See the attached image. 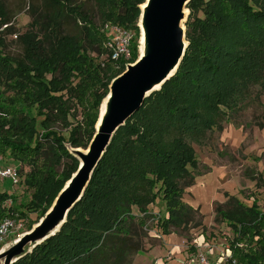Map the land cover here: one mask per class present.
Returning a JSON list of instances; mask_svg holds the SVG:
<instances>
[{"label":"trees","instance_id":"16d2710c","mask_svg":"<svg viewBox=\"0 0 264 264\" xmlns=\"http://www.w3.org/2000/svg\"><path fill=\"white\" fill-rule=\"evenodd\" d=\"M94 1L98 25L71 0H51L53 13L34 21L39 30L22 37L21 59L3 55L0 37L2 94H14L0 101V157L5 164L30 166L25 184L32 191L23 210L11 189L0 191V223L10 199L19 219L37 214L29 230L46 216L79 168L67 140L72 148L90 146L112 81L139 59L146 0ZM187 8L189 46L176 74L116 132L60 231L14 264H132L144 250L138 212L148 214L158 200L165 209L159 220L164 235L203 226L200 211L183 200L199 165L193 144L224 119L230 122L229 112L240 107L252 88L264 87V0H192ZM65 14L83 23L80 34H60ZM0 17H5L3 9ZM109 25L134 34L129 59H111ZM92 54L97 59L107 55L105 66ZM75 104L82 110L81 124L59 135L52 125L59 120L69 127ZM37 117L43 118L41 135ZM215 211L234 232L229 242L233 258L239 264H264V214L257 203L234 199L228 210Z\"/></svg>","mask_w":264,"mask_h":264},{"label":"rangeland","instance_id":"374dc122","mask_svg":"<svg viewBox=\"0 0 264 264\" xmlns=\"http://www.w3.org/2000/svg\"><path fill=\"white\" fill-rule=\"evenodd\" d=\"M71 3L80 6L95 24H99L94 0H71ZM0 9H3L5 14L4 18L0 17V20L5 21V25H0V37L4 41L2 53L5 57L21 59L25 52L22 37L39 30L34 29V21L43 22L53 13L51 0H0ZM189 16L190 10L187 8L183 22L186 31ZM199 17H203V14L200 13ZM60 23H62L61 35H77L82 31L83 23L75 22L73 17L67 14L60 19ZM139 44L141 45V41ZM92 55L97 57V54ZM106 60L107 55H104L97 59V62L102 63L104 67ZM3 92L4 88L0 85V101L14 95L12 91L2 94ZM73 103H76V100ZM75 109L77 113L74 118H69V127L59 120L52 125L59 135L70 134L81 124L82 110L76 104ZM75 109L73 107L72 111L74 112ZM229 119L230 122L226 121L227 118L220 122V125L209 132L200 144H193L199 165L196 170H192L194 182L190 187H185L183 200L200 211L203 226L191 228L188 232L171 229L172 234L164 235L159 220L164 215L165 209L158 200L156 205L149 207L148 214L138 212V222L141 223L140 226L143 227L145 234L144 250L141 255L134 257L132 264H182L181 261L189 255L198 253L195 251V245L199 238L203 244L210 241L218 249H225L234 239V232L230 224L222 220L215 210L217 207L228 210L234 199L249 205L255 202L264 214V87L259 84L252 88L240 107L236 111L229 112ZM37 121L38 132L41 135L43 129L40 124L43 118L37 117ZM8 134L11 135L12 132ZM69 141L70 139L65 146L71 152L74 149L87 152L84 148H72ZM49 145L50 142H45V146ZM11 165L21 170L22 182L10 193L16 198L18 208L23 210L22 207L31 201L32 191L25 184L26 175L31 168L26 164ZM64 166L58 167L57 171L61 172ZM3 184L5 186L0 184L1 192L12 188L10 181ZM7 202L3 206L8 212L7 217L20 223L22 234L30 232L29 222L35 221L37 214L29 212V219H19L18 213L11 212L13 204L10 207ZM37 224L33 225L32 229ZM15 238V235L9 236L6 242L12 245ZM3 246L4 243H0V252ZM31 249V246L27 248L29 251ZM0 264H3V261H0Z\"/></svg>","mask_w":264,"mask_h":264},{"label":"water","instance_id":"95a60500","mask_svg":"<svg viewBox=\"0 0 264 264\" xmlns=\"http://www.w3.org/2000/svg\"><path fill=\"white\" fill-rule=\"evenodd\" d=\"M192 0H146L141 7L140 56L115 78L101 108L96 134L87 152L72 150L80 161L77 172L66 184L46 216L20 240L0 253L3 264H14L55 236L66 223L69 212L82 199L92 175L116 132L143 106L146 98L177 72L189 43L183 22ZM105 104V111L102 109ZM31 246L29 251L27 248Z\"/></svg>","mask_w":264,"mask_h":264},{"label":"built area","instance_id":"2783aa9c","mask_svg":"<svg viewBox=\"0 0 264 264\" xmlns=\"http://www.w3.org/2000/svg\"><path fill=\"white\" fill-rule=\"evenodd\" d=\"M106 30L109 37L106 47L109 50L111 59L114 61L121 58L129 59L134 34L117 25L106 26ZM7 181L11 183V190L19 186L22 182L21 170L12 165L5 164V159L0 157V184L5 186L3 182ZM7 204L11 207L13 201L10 199ZM21 229L20 223L16 222V220L11 217H6L0 223V243H4L1 252L10 246V243L8 244L6 242L9 236L15 235L16 238L13 243L20 240L24 235L20 232ZM195 248L198 253L189 255L185 260L181 261L182 264H239L237 260L233 258L229 245L221 250L215 247L210 241L203 244L197 240Z\"/></svg>","mask_w":264,"mask_h":264},{"label":"bare ground","instance_id":"6f19581e","mask_svg":"<svg viewBox=\"0 0 264 264\" xmlns=\"http://www.w3.org/2000/svg\"><path fill=\"white\" fill-rule=\"evenodd\" d=\"M140 41L143 42V37H142V39H141ZM104 111H105V104H104V107H103V109H102V113H104Z\"/></svg>","mask_w":264,"mask_h":264},{"label":"crops","instance_id":"0c3cea01","mask_svg":"<svg viewBox=\"0 0 264 264\" xmlns=\"http://www.w3.org/2000/svg\"><path fill=\"white\" fill-rule=\"evenodd\" d=\"M135 210V209H134ZM134 213H136L137 214V212L136 211H134ZM205 238H206V236H205ZM207 239V238H206ZM208 240V239H207ZM198 242H200V238L198 239ZM195 251H197V249H195ZM158 264H160V263H158Z\"/></svg>","mask_w":264,"mask_h":264}]
</instances>
